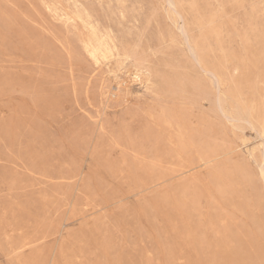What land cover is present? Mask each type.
I'll use <instances>...</instances> for the list:
<instances>
[{
  "label": "rangeland",
  "instance_id": "1",
  "mask_svg": "<svg viewBox=\"0 0 264 264\" xmlns=\"http://www.w3.org/2000/svg\"><path fill=\"white\" fill-rule=\"evenodd\" d=\"M263 126L264 0H0V264H264Z\"/></svg>",
  "mask_w": 264,
  "mask_h": 264
},
{
  "label": "bare ground",
  "instance_id": "2",
  "mask_svg": "<svg viewBox=\"0 0 264 264\" xmlns=\"http://www.w3.org/2000/svg\"><path fill=\"white\" fill-rule=\"evenodd\" d=\"M169 5L171 6V7H173V5H172V3L171 2H169ZM174 16H175V14H174ZM177 17V16H176ZM175 18V17H174ZM180 30H181V33L185 36V38L188 40V38L186 37V31L184 30V28H180ZM92 35V34H91ZM190 52H191V54H192V56L195 58V59H197V57H196V54H195V52H194V50L190 47ZM217 88V87H216ZM217 90V89H216ZM226 98V97H225ZM216 100V99H215ZM216 104V103H215ZM239 110V109H238ZM243 117V116H242ZM245 123H247V124H249V125H251L252 124V117L251 116H249V117H246V118H244V120H243ZM261 140H262V144L260 145V147L262 146V151H261V153H262V156H261V159H260V175H261V177H262V179H263V181H264V126L262 127V136H261ZM260 154V153H259Z\"/></svg>",
  "mask_w": 264,
  "mask_h": 264
}]
</instances>
